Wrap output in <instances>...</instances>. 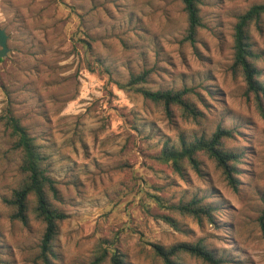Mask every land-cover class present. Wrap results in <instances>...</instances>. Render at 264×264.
Returning a JSON list of instances; mask_svg holds the SVG:
<instances>
[{
	"label": "rangeland",
	"instance_id": "obj_1",
	"mask_svg": "<svg viewBox=\"0 0 264 264\" xmlns=\"http://www.w3.org/2000/svg\"><path fill=\"white\" fill-rule=\"evenodd\" d=\"M202 25L187 38L182 0H0L9 52L0 58V261L44 264V224L12 219L4 202L23 180L21 157L2 117L10 107L57 181L60 224L53 264H91L103 247L125 264H163L153 244L202 243L224 264H264V114L232 70L238 19L264 0H200ZM264 83V14L250 26ZM145 83L128 86L132 75ZM192 88L199 121L145 98L140 89ZM233 131L241 155L234 190L207 155L180 173L164 160L179 146ZM202 198L214 221L182 214ZM181 264H205L183 255Z\"/></svg>",
	"mask_w": 264,
	"mask_h": 264
},
{
	"label": "trees",
	"instance_id": "obj_2",
	"mask_svg": "<svg viewBox=\"0 0 264 264\" xmlns=\"http://www.w3.org/2000/svg\"><path fill=\"white\" fill-rule=\"evenodd\" d=\"M182 2L189 18L187 38L190 41H195L198 29L202 25L201 1L182 0ZM263 14L264 4H259L254 5L239 17L234 33L235 52L232 65V70L240 73L246 82V96L255 99L262 114H264V83L260 80L261 72L256 64L260 55L253 49L249 29L251 24L259 20ZM146 79V73L132 75L128 86L145 83ZM140 92L145 98L162 106L167 115L173 114L174 109L177 108L186 119L199 121L202 117V113L192 101L191 95L194 92L192 88L156 91L140 89ZM2 121L14 139L12 150L21 157L20 169L23 174V180L19 187L13 191L10 198L4 199V202L12 209L13 220H18L27 225L30 215L34 214L36 219L44 224L45 231L40 243L39 259L44 264H53V246L59 233L60 224L68 217L53 202V199L59 198L57 181L44 166V155L35 138L31 136L10 107L7 108ZM232 137V130L218 126L210 137L202 136L192 142H188L182 137L179 146L166 143L162 149V156L165 161L172 164L176 171L181 173L185 163L199 171L200 161L198 157L200 154H205L215 162L228 184L237 190L239 185L237 163L240 162L241 155L227 150L224 144L225 140ZM176 209L199 221L206 218L211 223L214 221V211L216 210L212 205L206 204L202 198L181 202ZM261 225L264 233V211L261 217ZM152 246L155 255L162 260L163 264H181V257L186 254L196 257L205 264H224V260L218 258L200 242L196 244L182 242L170 247L155 243ZM108 255L109 249L103 247L100 255L94 258L91 264H102ZM110 262L111 264H125L122 256L117 252H112Z\"/></svg>",
	"mask_w": 264,
	"mask_h": 264
},
{
	"label": "water",
	"instance_id": "obj_3",
	"mask_svg": "<svg viewBox=\"0 0 264 264\" xmlns=\"http://www.w3.org/2000/svg\"><path fill=\"white\" fill-rule=\"evenodd\" d=\"M8 52V34L5 29L0 28V58H4Z\"/></svg>",
	"mask_w": 264,
	"mask_h": 264
}]
</instances>
